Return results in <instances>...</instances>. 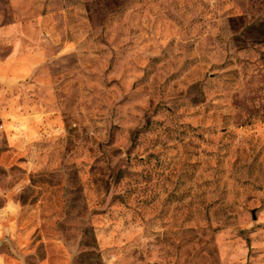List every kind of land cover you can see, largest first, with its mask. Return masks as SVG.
I'll list each match as a JSON object with an SVG mask.
<instances>
[{
    "label": "rangeland",
    "instance_id": "obj_1",
    "mask_svg": "<svg viewBox=\"0 0 264 264\" xmlns=\"http://www.w3.org/2000/svg\"><path fill=\"white\" fill-rule=\"evenodd\" d=\"M0 104V264H264V0H0Z\"/></svg>",
    "mask_w": 264,
    "mask_h": 264
},
{
    "label": "built area",
    "instance_id": "obj_2",
    "mask_svg": "<svg viewBox=\"0 0 264 264\" xmlns=\"http://www.w3.org/2000/svg\"><path fill=\"white\" fill-rule=\"evenodd\" d=\"M5 122L3 120V116H2V113H1V104H0V141L3 140V135L5 133Z\"/></svg>",
    "mask_w": 264,
    "mask_h": 264
},
{
    "label": "crops",
    "instance_id": "obj_3",
    "mask_svg": "<svg viewBox=\"0 0 264 264\" xmlns=\"http://www.w3.org/2000/svg\"><path fill=\"white\" fill-rule=\"evenodd\" d=\"M1 113H2V116L5 115V114L3 113V107H2V106H1ZM4 121H5V123H6V121H7L6 118L4 119ZM6 125H7V124H6ZM6 127H7V126H6ZM9 132H10L9 129H7V132H6L7 137H9Z\"/></svg>",
    "mask_w": 264,
    "mask_h": 264
}]
</instances>
